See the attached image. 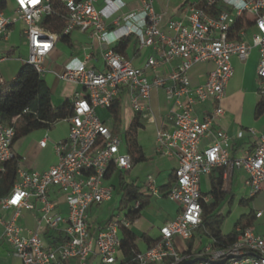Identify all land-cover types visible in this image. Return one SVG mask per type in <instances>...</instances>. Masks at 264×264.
<instances>
[{
    "label": "built area",
    "instance_id": "obj_1",
    "mask_svg": "<svg viewBox=\"0 0 264 264\" xmlns=\"http://www.w3.org/2000/svg\"><path fill=\"white\" fill-rule=\"evenodd\" d=\"M62 8L63 36L73 32L88 34L103 47L102 72L86 68V60L73 58L56 79L78 86L81 93L72 97V116L67 138L54 145L56 164L38 173L20 168L10 193L0 199V210L11 212L8 219L0 218L1 240L21 264H182L199 258L195 264H264V225L261 233L255 226L236 229V241L227 247L212 244L199 253L179 252L175 239L192 240L202 227V207L212 201L211 195L200 191V178L216 170L226 180L235 170L246 174L245 187L250 196L261 191L264 183V136L245 132L251 140L250 154L234 159L229 155L230 137L216 128L224 115L222 102L234 71L231 59L244 63L252 49L258 50L256 70L258 95L264 100V0H207L206 5L225 10L217 18L207 16L195 2L187 8L183 20H169L157 14L152 0H140V7L123 13L121 0H57ZM0 46L8 42L15 27L20 28L27 48L25 65L40 77L47 73L45 60L58 42L57 35L44 26L47 17L56 14L52 0H0ZM241 17L253 21L249 41L247 32H240L239 41L230 39L232 27ZM122 40L136 42L140 49H152L143 67L114 51ZM8 60L0 53V65ZM177 63L166 76L158 69ZM211 64L204 83L192 87L189 73L198 66ZM5 83L0 74V87ZM162 89L171 108L166 116L169 130L156 132V151L172 157L177 168L166 197L178 208L176 218L159 229V239L144 251H136L126 260L121 252V229H129L125 214L112 215L105 223L91 216L92 210L113 198V188L105 185L110 171L122 172L132 168L131 156L121 152L123 139L98 116L97 111L109 112L113 102L124 95L134 114L154 123L150 114V93ZM209 102L213 110L202 120L195 107ZM14 120L3 121L0 111V170L13 159L11 146L15 136ZM211 138L207 149H200L202 140ZM47 137L39 142L46 146ZM146 188L158 195L155 181L148 177ZM56 191L64 201L51 199ZM139 203L132 205L137 210ZM22 212L36 213L35 228L24 231L18 225ZM264 212L256 211L255 219Z\"/></svg>",
    "mask_w": 264,
    "mask_h": 264
},
{
    "label": "crops",
    "instance_id": "obj_2",
    "mask_svg": "<svg viewBox=\"0 0 264 264\" xmlns=\"http://www.w3.org/2000/svg\"><path fill=\"white\" fill-rule=\"evenodd\" d=\"M121 1L125 4V8L123 10L124 14L133 12L140 7L139 2L136 8L130 9L131 3H127L124 0ZM152 1L154 11L157 14H160L163 18V25L169 20H183L187 15V8L191 3L195 2L198 6L202 2V0ZM14 31L15 29L13 30V32ZM73 33L77 35H87L89 39L95 40L90 38L88 34H82L79 32ZM73 33H71V35L68 37L74 45V49H64L68 57V60L64 63V65L71 59L76 58L80 61L86 60L87 69L93 70L95 72H102L104 70V66L101 60V53L104 50L103 47L100 46L98 41L96 40L97 47L94 48L91 46V52H87V49H89V47L82 48L81 46L77 45L72 38ZM246 34L247 36L245 40L249 41L251 29H249ZM17 37L22 38L20 28H18ZM58 43L60 42H57V44ZM0 48L4 50V52L0 51V53L3 55H7L9 59L10 56L14 54V50L16 47L10 44V40H8V42L2 44ZM55 50L56 49H54V51ZM54 51L52 52V54L54 53ZM151 56H156L155 52L152 49L147 48L142 50L139 48L138 44L133 41H130V44L125 51V57L132 61L133 66L139 68L143 67L146 60ZM48 58L45 60V68L47 69V73L49 72V67L47 66ZM257 63V49L251 50L249 57L244 63L239 62L236 58L231 59V66L233 68L234 74L227 85L226 97L221 104L222 108L224 109V115L216 122V128L225 132L230 137L231 143L229 155L234 159L243 158L251 152L252 142L245 136V132L252 130L256 134L264 136V113L257 118H255L254 116L255 108L261 100L258 95L256 78ZM176 64L177 63H172L171 65L158 69L159 75H168V73L172 70V68H174V66H176ZM248 67H252L253 69L252 76L249 80L247 79V75L245 72ZM211 69V64L198 65L194 67L189 73L191 86L195 87L204 83ZM53 78L54 80L52 81L51 85L47 84V78L42 77L41 80L45 82L46 86L50 90L51 103L55 108L61 106L66 101L71 103L73 94L82 92V89L78 86L60 82L56 79L55 76ZM118 100H120L122 106V124L120 127H118V135L122 138L123 133L128 129L131 121L137 114H134L132 112L128 105L127 99L123 94L120 95ZM170 108L171 106L166 100L165 93L162 89H155L151 91L150 114L154 119V123H149L147 120L140 117L141 128L137 131V143L139 148L141 149L143 160L141 162H134L132 164V168L129 171L112 172V174L105 181V185L111 186L114 191L112 200L107 203H115L114 197L116 195L120 197L119 174L124 175L125 181L132 184L137 189L139 195L148 199V205L139 213L138 217L133 222H130L129 230L137 237V240L134 243L136 251L146 250L157 239H159V229L166 223L173 221L178 214L177 206L167 199L165 190L166 186L169 184L171 176L174 174V171L177 168V163L172 157H164L158 154L156 151L157 130L161 128L168 131L170 129L169 123L166 119ZM212 110L213 105L211 103H202L195 107V115L199 120H202L204 116L210 113ZM97 114L102 119V121H104L105 124L112 130L114 125L109 112L107 113L106 111L99 110L97 111ZM122 127L124 128L123 130ZM68 130L69 124L66 120H63L53 123L46 130L32 132L31 134L16 140L12 144L11 152L13 154V157L18 159L19 166L22 169L38 173L46 172L51 167H53L57 161L54 153V145L67 138ZM45 136L47 137L46 146L44 148H41L39 147V142L44 139ZM211 144V138L204 139L200 143V149H207L209 146H211ZM121 152L126 153V149L124 146L122 147ZM220 171L221 170H216L211 175H209L212 177L210 181V190L212 180L218 176ZM148 177H151L155 181V185L159 191L158 195H151L148 192L146 188V180ZM246 180V174L240 170L233 171L226 180L223 179V181L225 182L224 201L226 200V196L230 195L231 199L228 203H233L234 198L237 197V202L240 204L263 203L264 205V183L261 185V191L252 197L250 196L249 190L244 185ZM209 192L203 193L201 191L203 195H209ZM50 197L51 199L60 203L59 209L62 212L66 211L64 201L62 197H60V195L56 193V191L53 190ZM151 203H169L173 205V208L166 209L161 205V211L159 212V216H157L158 218H150L151 226L149 229L142 231L134 230L133 227L138 224L140 220H142L143 216L145 215V210L150 206ZM98 208L92 210L91 213V216L94 217L97 222L100 218V212H98ZM256 211L264 212V206L262 209L258 208L253 212L255 213ZM11 215V212L3 213L0 210V218L8 219ZM263 219L264 214L261 219H255L256 221L253 226L256 227V231L258 233H261L263 230ZM259 221L261 222L257 224ZM35 223L36 213L34 214L31 212H22L20 214L18 225L24 231L34 229ZM98 223L103 224L105 222ZM201 230L202 229L198 230L192 240L188 242H183L179 239H175L174 244L176 249L179 252L188 250L193 253H199L206 247L210 246L212 244V239L210 237H202V235L200 234ZM1 235L2 226L0 225V264H21L19 260L13 257L10 249L5 244H3ZM139 244H141V247L139 246Z\"/></svg>",
    "mask_w": 264,
    "mask_h": 264
},
{
    "label": "trees",
    "instance_id": "obj_3",
    "mask_svg": "<svg viewBox=\"0 0 264 264\" xmlns=\"http://www.w3.org/2000/svg\"><path fill=\"white\" fill-rule=\"evenodd\" d=\"M53 9L56 14L49 16L44 21V26L57 35L58 42L65 45L69 50L74 49V45L68 36H63L64 21L61 19L62 8L59 6L57 0H52ZM207 0L197 6L207 16L217 18L225 9L221 6H207ZM3 6L0 5V11ZM253 21L246 17L238 18L232 27L233 34L230 39L239 41L238 34L240 32H247L252 28ZM130 44V40H122L115 47L114 51L125 56V51ZM5 86V85H4ZM0 111L3 121L10 123L14 120L13 128L15 136L13 143L23 138L32 132L48 129L53 123L67 120L72 116V103L66 101L59 107H53L51 103V93L45 82L28 66L23 65L6 93L0 94ZM264 113V100H260L254 112L255 118ZM109 114L113 122L112 132L118 134V127L122 124V106L120 100H115L109 109ZM141 128L140 116L136 115L131 121L128 129L123 133V145L126 153L131 156L132 164L134 162H141L143 155L137 143V131ZM18 159L13 157L12 160L1 165L0 170V199L6 197L15 182L16 171L18 166ZM112 174L108 173L106 179ZM174 181V174L171 176L169 184L165 190L167 192L169 186ZM225 182L222 179V171L211 182V190L209 195L213 197V201L208 205L202 207V228L210 231V238L214 240V246L227 247L232 245L238 236L236 228L229 234L223 235L219 226L223 221V216L215 214L225 199L224 192ZM119 191H120V210H127L126 218L133 222L139 213L148 205V199L139 195L137 189L130 183L125 181L124 175L119 174ZM138 202L137 210H131L132 205ZM245 204V203H241ZM254 212L250 211L246 215H242L236 222L237 229L244 230L254 225ZM121 252L126 260H129L136 252L135 241L137 237L129 229H121ZM149 242V241H146ZM67 264H76L75 262H68Z\"/></svg>",
    "mask_w": 264,
    "mask_h": 264
},
{
    "label": "rangeland",
    "instance_id": "obj_4",
    "mask_svg": "<svg viewBox=\"0 0 264 264\" xmlns=\"http://www.w3.org/2000/svg\"><path fill=\"white\" fill-rule=\"evenodd\" d=\"M130 4V9L136 8L140 0H124ZM19 27H15V31L12 35H10L9 40L10 44L14 45L15 52L10 56V58L0 65L1 77L5 82V86L0 87V94L6 93L8 88L10 87L11 83L13 82L14 78L16 77L19 69L24 65V62L27 58V48L25 46V42L23 38L17 37ZM73 40L76 42L77 45L81 46L82 48H88L87 52H91V46L96 48L97 41L91 40L88 38L87 35H77L75 33L72 34ZM56 50L54 53L48 58L49 72L44 75L43 78H47L46 82L48 85L52 84L54 80V74L61 72V68L63 69L64 63L68 60L67 54L65 50L67 47L62 43H58L56 45ZM1 52H4L0 48ZM59 71V72H58ZM252 67H248L245 72L247 75V79L249 80L252 76ZM55 96V95H54ZM55 98V97H54ZM109 122V121H108ZM109 124V123H107ZM124 128L122 127V130ZM211 176H204L201 178L200 187L203 193H208L210 191V181ZM119 196H115L114 200L115 203H107L102 205L98 208V212H100L98 222H106L112 215L117 216L120 215L121 218L124 216V212L119 208ZM231 199L230 195L226 196V200L222 204L221 208L215 212V214H219L223 216V221L220 223L219 230L223 235H227L231 233L236 227V222L238 218L242 215L248 214L250 211H254L258 208H263V203H246L240 204L238 203V198H234L233 203H228ZM161 205L166 209H172L173 205L169 203H151L150 206L145 210V215L143 216L142 220L138 222L133 228L137 231L147 230L151 226L150 218L157 219L159 216V212L161 211ZM160 220V219H159ZM264 220V219H263ZM262 221V220H261ZM259 221L257 224H259ZM202 237H210L211 233L209 230L202 228L201 233ZM193 242V241H192ZM191 242V243H192ZM141 247V244H139ZM197 253V252H194Z\"/></svg>",
    "mask_w": 264,
    "mask_h": 264
},
{
    "label": "water",
    "instance_id": "obj_5",
    "mask_svg": "<svg viewBox=\"0 0 264 264\" xmlns=\"http://www.w3.org/2000/svg\"><path fill=\"white\" fill-rule=\"evenodd\" d=\"M199 261H205V260H203V259H199V258H194V259H191V260L185 261V262H183L182 264H195V263H197V262H199ZM223 263H224V261H222V262H217V263H211V264H223Z\"/></svg>",
    "mask_w": 264,
    "mask_h": 264
}]
</instances>
